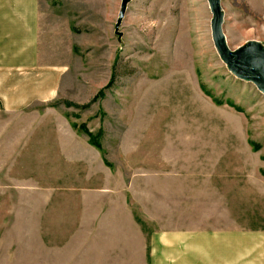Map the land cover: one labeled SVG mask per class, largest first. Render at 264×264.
<instances>
[{
    "label": "rangeland",
    "instance_id": "obj_1",
    "mask_svg": "<svg viewBox=\"0 0 264 264\" xmlns=\"http://www.w3.org/2000/svg\"><path fill=\"white\" fill-rule=\"evenodd\" d=\"M120 1L38 0L44 59L65 73L0 134V264H83L82 241L135 240L136 217L237 229L264 211V94L219 58L207 0H128L118 22ZM220 8L230 49L264 47V0Z\"/></svg>",
    "mask_w": 264,
    "mask_h": 264
},
{
    "label": "crops",
    "instance_id": "obj_2",
    "mask_svg": "<svg viewBox=\"0 0 264 264\" xmlns=\"http://www.w3.org/2000/svg\"><path fill=\"white\" fill-rule=\"evenodd\" d=\"M40 34L38 0H0V134L3 138L10 134L12 119L26 117L29 109L40 113L33 106L55 100L60 92L65 68L59 62L45 61ZM6 143L10 151L9 140L3 141L2 147ZM216 189L219 191L220 187ZM262 209L260 205L248 212L250 217L259 216L257 223L237 229L234 223L214 230L194 229L184 224L144 229L136 217L138 226L130 225L134 232L131 229L128 232L137 239L117 244L89 235L88 240L78 245L81 253L73 254H81L83 264H264ZM162 214L169 216L170 211L163 209ZM141 234L142 239L138 237Z\"/></svg>",
    "mask_w": 264,
    "mask_h": 264
},
{
    "label": "water",
    "instance_id": "obj_3",
    "mask_svg": "<svg viewBox=\"0 0 264 264\" xmlns=\"http://www.w3.org/2000/svg\"><path fill=\"white\" fill-rule=\"evenodd\" d=\"M128 0H121L118 22L121 20ZM211 12L210 28L218 56L227 69L237 78L252 83L264 94V47L256 41H247L230 49L222 32V11L220 0H207Z\"/></svg>",
    "mask_w": 264,
    "mask_h": 264
},
{
    "label": "trees",
    "instance_id": "obj_4",
    "mask_svg": "<svg viewBox=\"0 0 264 264\" xmlns=\"http://www.w3.org/2000/svg\"><path fill=\"white\" fill-rule=\"evenodd\" d=\"M104 96V93H103V89L99 90L97 95L92 99L95 100L96 98H100V97H103ZM66 105H69V106H75V107H79V108H85V107H88L89 106V103H86V104H83V105H77L75 103H72V102H64ZM73 127L75 128H80L81 130H83L84 132H86L88 135H89V138L91 139V141H89L90 143H93L96 147L100 148V144L98 142V139L101 135V130H98L97 134L95 136H93L92 134H89L88 133V130L86 129L85 125H76L73 123L72 125Z\"/></svg>",
    "mask_w": 264,
    "mask_h": 264
}]
</instances>
